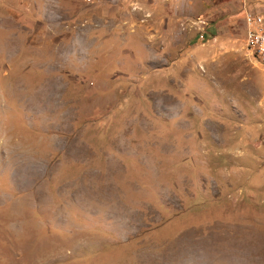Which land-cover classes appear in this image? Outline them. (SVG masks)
<instances>
[{"label":"rangeland","instance_id":"rangeland-1","mask_svg":"<svg viewBox=\"0 0 264 264\" xmlns=\"http://www.w3.org/2000/svg\"><path fill=\"white\" fill-rule=\"evenodd\" d=\"M264 0H0V264H264Z\"/></svg>","mask_w":264,"mask_h":264},{"label":"built area","instance_id":"built-area-1","mask_svg":"<svg viewBox=\"0 0 264 264\" xmlns=\"http://www.w3.org/2000/svg\"><path fill=\"white\" fill-rule=\"evenodd\" d=\"M247 24L243 49L247 56L264 65V24L257 16L245 15Z\"/></svg>","mask_w":264,"mask_h":264}]
</instances>
